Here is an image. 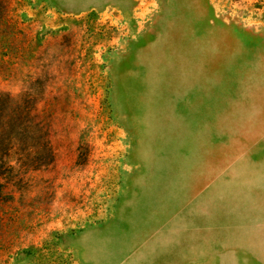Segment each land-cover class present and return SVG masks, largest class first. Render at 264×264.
Listing matches in <instances>:
<instances>
[{"label": "rangeland", "instance_id": "1", "mask_svg": "<svg viewBox=\"0 0 264 264\" xmlns=\"http://www.w3.org/2000/svg\"><path fill=\"white\" fill-rule=\"evenodd\" d=\"M0 94V264H264V0H0Z\"/></svg>", "mask_w": 264, "mask_h": 264}, {"label": "trees", "instance_id": "2", "mask_svg": "<svg viewBox=\"0 0 264 264\" xmlns=\"http://www.w3.org/2000/svg\"><path fill=\"white\" fill-rule=\"evenodd\" d=\"M0 161L1 168L11 169L13 166L9 163L11 155L24 168L34 169L41 165H47L52 161L51 148L47 138L40 134L38 123L30 113L34 109L35 102H23L27 111L20 118L3 112L10 108L11 103L18 104V99L11 98L8 94H0ZM21 104V103H20ZM22 108V107H21ZM43 139V140H42ZM45 156V160H38V156Z\"/></svg>", "mask_w": 264, "mask_h": 264}]
</instances>
